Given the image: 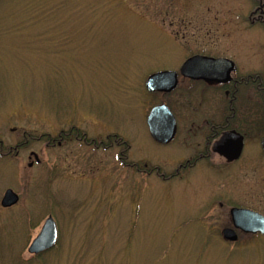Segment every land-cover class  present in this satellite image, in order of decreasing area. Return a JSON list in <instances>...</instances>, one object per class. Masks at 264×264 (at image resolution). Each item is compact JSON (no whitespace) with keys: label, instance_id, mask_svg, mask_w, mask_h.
<instances>
[{"label":"rangeland","instance_id":"374dc122","mask_svg":"<svg viewBox=\"0 0 264 264\" xmlns=\"http://www.w3.org/2000/svg\"><path fill=\"white\" fill-rule=\"evenodd\" d=\"M262 9L257 0H0V148L14 149L0 154V264H264V236L222 237L231 208L264 216L260 136L248 133L235 167L195 159L208 125L229 113L224 90L183 78L170 94L145 86L195 55L264 79ZM250 94L242 89L234 106L245 125L258 108ZM160 104L178 121L167 146L146 122ZM8 190L19 202L3 209ZM49 217L58 244L33 257Z\"/></svg>","mask_w":264,"mask_h":264},{"label":"water","instance_id":"95a60500","mask_svg":"<svg viewBox=\"0 0 264 264\" xmlns=\"http://www.w3.org/2000/svg\"><path fill=\"white\" fill-rule=\"evenodd\" d=\"M264 1V0H259ZM237 70L236 64L228 59H215L205 56H193L185 61L179 73L162 71L152 74L145 86L149 93L170 94L179 85V77L192 81L206 83H228L231 74ZM147 127L152 139L160 145L170 144L177 133V121L166 104H160L151 109L147 117ZM264 149V142H263ZM228 151L230 159H238L243 151V138L236 133L226 134L221 142L215 146V151ZM19 202V196L8 190L2 201L3 209H10ZM232 228H225L222 237L227 243H237L239 233L244 235L264 236V216L247 209L234 208L230 211ZM58 227L55 220L49 217L39 235L31 243L28 253L31 256H40L53 250L58 244Z\"/></svg>","mask_w":264,"mask_h":264},{"label":"flooded vegetation","instance_id":"af4514ba","mask_svg":"<svg viewBox=\"0 0 264 264\" xmlns=\"http://www.w3.org/2000/svg\"><path fill=\"white\" fill-rule=\"evenodd\" d=\"M205 57H210V56H205ZM211 58H215V57H211ZM215 59H227V58H221V57L218 58L217 57ZM237 71H238V67H237V70L231 74V80L228 83H224V84L223 83H220V84H218V83H206L204 81H192L190 79L183 78L185 80H189L192 82H201V83H205V84H215L219 88L224 90V95L229 99V107H228L229 113L226 116H224V121L221 124L210 123L208 125V135L205 137L204 151L202 153H200L199 155H197L195 157V159L198 158L200 160H204V159L206 160V159H211V158H213V159L218 158L224 164H226L230 167H231V165L235 167V166H237L238 163H240L241 161L244 160L243 155L246 151V148L248 147V145H247L248 144V137H249L248 133H255V132L258 134V136H260L261 141H259L257 143V145L260 146L261 153H262V155H264V149H263V142H264V79L262 76H244V77L236 76L235 74L237 73ZM242 89H246L247 91H249L251 93L250 95L252 96V98L254 100L256 99L258 101V104H257L258 108L249 109V112H250L249 115H250L251 119H249V120L245 119V121L247 123L246 125L242 121L239 122L240 119H238V114L236 113L237 108L234 107L236 102H238V100L241 97L240 93H241ZM252 112H253V114H252ZM174 116H175V114H174ZM252 117H253V119H252ZM175 118H176V116H175ZM245 118H247V117H245ZM241 120H243V119L241 118ZM176 121H177V118H176ZM244 126H247L248 129L243 130ZM233 132L240 135L243 138V151H242V153L238 159H230L231 154L226 150L222 151V152L221 151H218V152L215 151V146L219 142H221L223 137L226 134L233 133ZM177 133H178V121H177ZM177 133H176L175 138L177 137ZM75 140L78 141L77 138H75ZM174 140L171 143H173ZM65 143H66L65 138L62 135H60L59 140H58V146H62ZM53 146H55V142H54ZM13 151H14L13 147H6L5 148L2 146L0 148V154L3 157H9L10 155H12ZM15 152L17 154L19 152V150L16 148ZM35 160H36L37 164H41L39 157L36 156ZM191 161L187 160L186 164L184 166H182V168L190 167ZM33 165H34L33 163H30L29 167L32 168ZM132 170H135L134 167ZM219 174H222V173H219ZM220 206L222 207L223 205L220 204ZM235 208H237V207H235ZM232 209H234V208H231L230 211ZM237 209H246V208H237ZM247 210H249V209H247ZM230 211H229V213H230ZM230 223H231V217H230ZM230 227H232V223H231Z\"/></svg>","mask_w":264,"mask_h":264},{"label":"trees","instance_id":"16d2710c","mask_svg":"<svg viewBox=\"0 0 264 264\" xmlns=\"http://www.w3.org/2000/svg\"><path fill=\"white\" fill-rule=\"evenodd\" d=\"M258 1V3L260 4V6H262L263 7V11H261L262 12V14H261V18L260 19H262V20H264V1H259V0H257ZM264 23V22H263ZM46 254V253H45ZM45 254H43V255H45ZM43 255H40V256H36V258H38V257H41V256H43ZM33 257H35V256H33Z\"/></svg>","mask_w":264,"mask_h":264}]
</instances>
